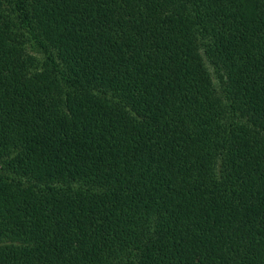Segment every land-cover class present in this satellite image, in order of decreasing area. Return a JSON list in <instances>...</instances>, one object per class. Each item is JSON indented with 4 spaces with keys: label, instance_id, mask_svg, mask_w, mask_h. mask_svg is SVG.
<instances>
[{
    "label": "trees",
    "instance_id": "trees-1",
    "mask_svg": "<svg viewBox=\"0 0 264 264\" xmlns=\"http://www.w3.org/2000/svg\"><path fill=\"white\" fill-rule=\"evenodd\" d=\"M0 264H264V0H0Z\"/></svg>",
    "mask_w": 264,
    "mask_h": 264
}]
</instances>
